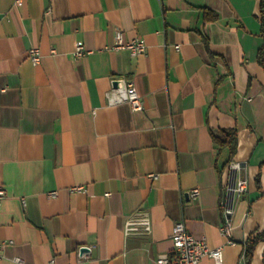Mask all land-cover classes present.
Listing matches in <instances>:
<instances>
[{
  "label": "crops",
  "instance_id": "0c3cea01",
  "mask_svg": "<svg viewBox=\"0 0 264 264\" xmlns=\"http://www.w3.org/2000/svg\"><path fill=\"white\" fill-rule=\"evenodd\" d=\"M259 11L260 0H0V264H161L163 254L176 264L178 220L222 246L220 264H244L245 239L264 230ZM117 29L145 52L114 49ZM78 42L90 52L75 57ZM116 79L134 84L142 109L108 103ZM222 129H235L231 161L248 179L232 204L233 243L220 199L230 171H243L225 164ZM137 210L149 234L125 232ZM251 264H264V241Z\"/></svg>",
  "mask_w": 264,
  "mask_h": 264
},
{
  "label": "built area",
  "instance_id": "2783aa9c",
  "mask_svg": "<svg viewBox=\"0 0 264 264\" xmlns=\"http://www.w3.org/2000/svg\"><path fill=\"white\" fill-rule=\"evenodd\" d=\"M21 0H16V4H19ZM116 42L112 46L114 49H128L131 55L142 54L146 50V43L142 37H135L130 40L123 39V33L121 30L117 29L115 31ZM178 48V45H176ZM90 51L85 48V46L78 42L75 46L73 54L75 57H81L89 53ZM40 51L38 47H30L28 49V58L32 64H38L40 61ZM118 81L117 85L113 87L106 93L108 103L116 104L120 102H127L133 110H140L143 108V102L138 95L134 84L131 81L124 79H116ZM229 167L233 169H238L243 171L238 177L235 176L233 185H228L226 188L225 195L220 199V208L222 212V224L220 226L221 233L226 236L228 243H233L231 238V232L233 228L231 215L233 212L232 204L236 197L241 196L247 190L248 179L245 173V166L239 162L230 161ZM152 176V175H151ZM83 186L78 185L72 187V190H82ZM50 196H55L57 191H49ZM190 197L195 199L199 195V189L193 188L190 191ZM6 195L5 188L0 184V213L2 200ZM126 233H141L149 234L151 232V220L150 215L147 211L137 210L134 212L125 223ZM171 240L173 243L172 253L175 257L176 264H198L203 256H209L213 259L215 264H220L222 262V246L209 247L205 238H196L192 233H190L183 220H178L174 223ZM3 241L0 239V251ZM84 257L83 254L80 258ZM241 259H244V252H242ZM161 264H168L169 256L163 254L158 259ZM14 261L20 262V258L15 257ZM48 264H56L55 258L51 257Z\"/></svg>",
  "mask_w": 264,
  "mask_h": 264
},
{
  "label": "trees",
  "instance_id": "16d2710c",
  "mask_svg": "<svg viewBox=\"0 0 264 264\" xmlns=\"http://www.w3.org/2000/svg\"><path fill=\"white\" fill-rule=\"evenodd\" d=\"M259 20L261 24V35L264 37V0H260V11H259ZM257 62L264 69V44L257 50L256 53ZM214 141L219 150L227 149L228 158L225 161V164H228L231 161V157L236 152L237 147V138L235 129H222L218 131L217 134H213ZM264 241V230L257 231L253 234H250L244 241V264H251L253 257L254 249L256 245Z\"/></svg>",
  "mask_w": 264,
  "mask_h": 264
},
{
  "label": "water",
  "instance_id": "95a60500",
  "mask_svg": "<svg viewBox=\"0 0 264 264\" xmlns=\"http://www.w3.org/2000/svg\"><path fill=\"white\" fill-rule=\"evenodd\" d=\"M114 85H117L118 84V81L117 80H115L114 82ZM230 173L232 174V180H231V182H230V186H232L233 185V182H234V179H235V171L233 170V171H230ZM87 248L86 247H81L80 248V252H83V251H85Z\"/></svg>",
  "mask_w": 264,
  "mask_h": 264
}]
</instances>
